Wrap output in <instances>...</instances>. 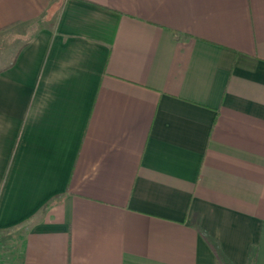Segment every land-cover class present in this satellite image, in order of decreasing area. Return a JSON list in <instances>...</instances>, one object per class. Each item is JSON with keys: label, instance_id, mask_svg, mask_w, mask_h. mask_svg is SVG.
<instances>
[{"label": "crops", "instance_id": "crops-1", "mask_svg": "<svg viewBox=\"0 0 264 264\" xmlns=\"http://www.w3.org/2000/svg\"><path fill=\"white\" fill-rule=\"evenodd\" d=\"M194 219L264 264V0H0L12 262L221 264Z\"/></svg>", "mask_w": 264, "mask_h": 264}, {"label": "rangeland", "instance_id": "rangeland-1", "mask_svg": "<svg viewBox=\"0 0 264 264\" xmlns=\"http://www.w3.org/2000/svg\"><path fill=\"white\" fill-rule=\"evenodd\" d=\"M21 247V239L13 236L0 238V264H15L12 262V254L18 255V251Z\"/></svg>", "mask_w": 264, "mask_h": 264}, {"label": "trees", "instance_id": "trees-1", "mask_svg": "<svg viewBox=\"0 0 264 264\" xmlns=\"http://www.w3.org/2000/svg\"><path fill=\"white\" fill-rule=\"evenodd\" d=\"M48 206V205H47ZM195 220V219H194ZM193 220V221H194ZM194 226H196L198 228V230L201 232V234L204 236V238L207 240V242L210 244L211 248L213 249V251L215 252L216 257L218 258L219 262L221 264H232L230 262V260L224 255V253L222 252V249L220 247V244L209 238L206 233L204 231H202V229L199 227V222L198 219L195 220ZM257 258H258V247L257 246H253L251 248L250 254H249V258H248V262L247 264H256L257 262Z\"/></svg>", "mask_w": 264, "mask_h": 264}]
</instances>
